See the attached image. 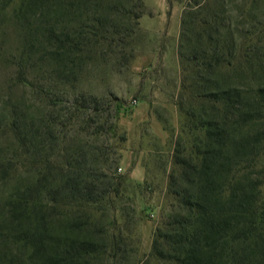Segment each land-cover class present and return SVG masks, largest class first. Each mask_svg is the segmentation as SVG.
<instances>
[{
    "label": "trees",
    "instance_id": "1",
    "mask_svg": "<svg viewBox=\"0 0 264 264\" xmlns=\"http://www.w3.org/2000/svg\"><path fill=\"white\" fill-rule=\"evenodd\" d=\"M226 2L187 0L182 14L170 212L139 264H264V33L236 42ZM0 6L17 42L0 101V264L121 263L136 224L107 212L122 180V103L74 89L90 63L129 62L143 0Z\"/></svg>",
    "mask_w": 264,
    "mask_h": 264
},
{
    "label": "rangeland",
    "instance_id": "2",
    "mask_svg": "<svg viewBox=\"0 0 264 264\" xmlns=\"http://www.w3.org/2000/svg\"><path fill=\"white\" fill-rule=\"evenodd\" d=\"M227 1L226 16L236 42L242 41L243 35L239 32L243 29L255 27L264 33V0L256 3L250 0ZM143 5L144 12L139 19L129 62L119 65L114 59L107 58L90 63L82 71L74 89V92L100 97L116 95L122 103L119 124L127 139L114 168L122 180L119 196L110 195L107 212L109 218L114 213L131 221L130 216L134 215L136 224L128 226L130 244L122 254L125 257L123 262L117 264H139L145 259L151 250L153 231L170 212L171 198L166 186L179 128L177 46L187 0H143ZM11 9L10 6L2 10L0 6V101L11 94L6 81L13 74V68L5 59L17 47ZM246 15L248 19L244 20ZM20 94L21 89L14 88L13 99ZM51 158L54 164H60L62 152L56 149ZM136 164L144 166L142 181H137L135 171L132 172Z\"/></svg>",
    "mask_w": 264,
    "mask_h": 264
},
{
    "label": "crops",
    "instance_id": "3",
    "mask_svg": "<svg viewBox=\"0 0 264 264\" xmlns=\"http://www.w3.org/2000/svg\"><path fill=\"white\" fill-rule=\"evenodd\" d=\"M133 171H135V173L137 175V179L136 180L137 181H142L143 180V175L145 173L143 164H141V165L136 164V166L132 168V172Z\"/></svg>",
    "mask_w": 264,
    "mask_h": 264
}]
</instances>
